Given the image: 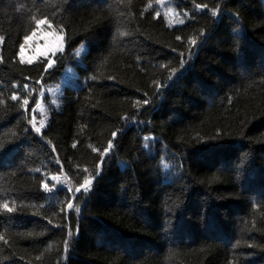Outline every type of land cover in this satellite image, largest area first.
Instances as JSON below:
<instances>
[{"label": "trees", "instance_id": "obj_1", "mask_svg": "<svg viewBox=\"0 0 264 264\" xmlns=\"http://www.w3.org/2000/svg\"><path fill=\"white\" fill-rule=\"evenodd\" d=\"M157 2L71 0L65 11L62 0H0V143L9 150L0 157V204L19 209H0V264H264V1L195 0L222 3V18L213 20L193 0H168L182 25L167 23ZM43 16L52 26L42 30L64 43L47 72L49 57L30 64L18 57L24 36L38 29L33 17ZM201 29L210 38L189 59L188 37ZM67 67L75 88L43 94ZM169 68L183 78L156 97L154 81L163 84ZM13 91L30 92L27 113L11 101ZM145 98L150 104L137 113L135 101ZM126 113L144 123L122 121ZM33 116L37 126L44 121V139L34 132L25 139ZM118 129L92 194L73 201L80 212L60 211L66 192L46 193L40 180L62 165L65 186L82 182L83 169L92 172L98 159L90 146H106ZM148 133L159 142L145 151ZM162 156L183 168L164 169Z\"/></svg>", "mask_w": 264, "mask_h": 264}, {"label": "snow or ice", "instance_id": "obj_2", "mask_svg": "<svg viewBox=\"0 0 264 264\" xmlns=\"http://www.w3.org/2000/svg\"><path fill=\"white\" fill-rule=\"evenodd\" d=\"M159 2V0H158ZM62 3L64 5V10L66 11L71 3V0H62ZM178 6V5H177ZM193 6L194 9L200 12H204L205 10H207L208 14H210V17L213 18V20L216 19H221L223 14H224V8L222 7V3L218 2L215 4V7H211L209 8L208 4H197L195 3V0H193ZM57 10H59L60 5L56 6ZM169 11H171V9H169ZM141 15H143V13H141ZM184 16H187L188 13L184 12L183 13ZM236 21L239 22V16L238 14H233ZM160 16V12L157 11L155 12V17H159ZM165 16H167V13H165ZM34 19V23L36 28H39L41 25H46L48 27L52 26V20H50L48 18V16H43L40 19H35V17H33ZM177 24H184L185 21L183 19H180L178 21H176ZM58 31H60V33L63 35L65 32V28L63 25L58 26ZM32 34H35V28L32 30ZM119 36H126L127 33L126 32H119L118 33ZM30 36L29 35H25L24 36V42L21 43L19 45V59L21 62H24V50L27 44V41L29 40ZM198 38H199V43H198ZM210 37L205 35V31L204 29H201L198 33H197V37H192L189 36L187 43L189 46V59L191 58V54H192V48L193 47H202L204 44L207 43L208 39ZM4 37H0V41H3ZM176 40L180 41L181 37L180 36H176ZM84 49V45L82 44L80 46L79 49L75 50L74 55L77 57H80L81 55V51ZM64 50V43H60L58 45V47L56 49L53 50V55H56V52H63ZM139 59V58H138ZM0 61H2V57H0ZM28 63H31V60L28 61ZM56 63V61L52 58L47 59L46 63L43 65V70L45 72H47L49 69H51L53 67V65ZM180 67L183 68L184 65L187 63V60L184 58V54L181 53V58H180ZM161 67H165V65H161ZM189 67H191L189 65ZM169 72L168 77L166 78L165 82L162 84L158 81H154V86L156 91L153 93L154 96L159 97L161 95V89L165 88V87H170L172 84H175L179 79L183 78V73H181L179 76H176V69L174 68H169L167 69ZM188 69H185V71H187ZM175 76V80L173 79V77ZM89 79L95 81L97 79V77L95 75H92L91 77H89ZM108 79H114V77L109 76ZM12 87L14 89L17 88L16 84H13ZM23 88L27 91L29 89V85L28 84H24ZM91 91V90H89ZM28 95H30V92L28 93ZM28 95H21L18 91H13L10 99L11 101H14L16 103H18L20 105V107L22 109H24L25 113H27L28 109H29V99H28ZM145 96H147V93H145ZM4 101L0 100V103H3ZM35 104L37 106H39L40 101L36 100ZM150 104V100L145 98L142 100H137L135 101L133 107L137 109V113L139 112L140 109H142L145 105H149ZM120 119L122 121L125 122H134L136 124H143L144 121H140L137 119V114H133V115H128L127 113L123 116L120 117ZM27 124L30 125L31 127H24L23 131L25 133V139H27L28 134L30 132H34L36 133L38 136L41 137V139H44V134L42 133V129L45 127L44 121H41L39 126H37L36 123V118L35 116H33L31 119L27 120ZM118 132L122 133L123 130L122 129H118V130H114L111 132V138H109L107 140L106 146L102 147V148H97V147H91V151L93 153H97L98 155V159L94 165V170L92 172H89L87 168L83 169L84 175H83V179L82 182L75 184V185H70V186H65L63 184V182L60 181V175L63 174V166L61 165L60 170L58 173H51L48 172V174L46 176H44V178H42L40 180V184L39 187L46 193H52L54 190L59 189L60 191H65L66 192V200L62 201L61 203L64 204V207H62L60 209V211L64 212L66 209H73L75 210L76 213L80 212V205L79 204H75L73 203L74 200H77L80 198V196H85L88 197L92 194V191L94 189V181H97L101 178L102 176V172H103V165L108 163L109 160L112 159V155L116 150V146H117V136H118ZM15 135V134H14ZM217 135H220V133H218ZM143 141V149L145 151H150L155 144H157L159 141L157 139V137H155L152 133H148L147 135H144L142 138ZM47 143L49 145H51V141H47ZM73 147H76V144H73ZM208 147H212L211 145H208ZM205 148H199L196 149V152H201V151H205ZM9 150L6 148V145L3 143H0V157L4 156ZM164 151H167V145H164ZM51 152L53 154H56V148L54 145L51 146ZM195 154V153H194ZM172 159H175V153L171 154ZM150 158H155V155L153 153V155ZM167 159V157L162 156L161 157V164L163 165L164 169H171L173 167H179L180 169L183 168V164H179V165H175V164H169V163H164V160ZM55 162L57 165H60V159L58 154L55 155ZM124 163V162H121ZM35 171L37 173L41 172L40 168H36ZM183 191V189L181 190ZM79 194V195H78ZM0 209H3L4 211H6L7 213H14L19 211V209H17L15 206H10L8 202H4L3 204H0ZM171 210V209H169ZM68 219L67 213L65 214V220ZM48 223L51 224L52 220H48ZM76 232L77 234L79 233V225L77 224L76 227ZM72 233L73 230L71 227H68V231H67V236L63 242V250H64V254H65V259L67 258V253L69 251V246H70V239L72 237ZM3 237L0 236V240H2ZM4 243H7V241L5 240ZM253 245L249 244L248 247L251 248ZM231 264V262H230Z\"/></svg>", "mask_w": 264, "mask_h": 264}, {"label": "rangeland", "instance_id": "obj_3", "mask_svg": "<svg viewBox=\"0 0 264 264\" xmlns=\"http://www.w3.org/2000/svg\"><path fill=\"white\" fill-rule=\"evenodd\" d=\"M163 1H165V0H161V2H163ZM156 4H155V6H156ZM169 9H172V8L169 6L168 11H166V13L168 16H170L169 17V21H171L170 23H175V25H181V24H177L176 21H178L180 19L184 20V17H182V16L178 17V13H173V11L172 10L169 11ZM41 26L37 29V31H35V34L32 35L31 38H29V40H28L29 41L28 45H27L26 49L24 50V62H26V63H28L29 60H31V62H32L37 57H49V58H51L53 56V50L56 49L60 43H63V39H62V36L60 34H57V33H52V34L50 33L49 34L46 32V30H42ZM84 49H85V46H84ZM84 49L81 52H83ZM56 53H59V51H57ZM18 57H19V55H18ZM76 59L78 61L77 56H76ZM70 68L71 67H67L64 70V72L62 73V77L59 80L58 84H56L54 87L45 89L42 93L45 94L46 93L45 91H47V93L50 96H53V94L57 95L59 90L61 89V87H63L65 84H68V81L71 78L70 73H69ZM39 121H41V120L38 119V122ZM60 181L63 182L61 179H60ZM66 182H67V180H66Z\"/></svg>", "mask_w": 264, "mask_h": 264}]
</instances>
